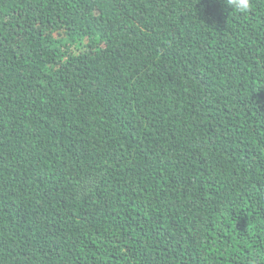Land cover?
Here are the masks:
<instances>
[{"label": "trees", "instance_id": "obj_1", "mask_svg": "<svg viewBox=\"0 0 264 264\" xmlns=\"http://www.w3.org/2000/svg\"><path fill=\"white\" fill-rule=\"evenodd\" d=\"M0 264H264V0H0Z\"/></svg>", "mask_w": 264, "mask_h": 264}, {"label": "clouds", "instance_id": "obj_2", "mask_svg": "<svg viewBox=\"0 0 264 264\" xmlns=\"http://www.w3.org/2000/svg\"><path fill=\"white\" fill-rule=\"evenodd\" d=\"M221 3L235 13L244 14L250 10L252 0H221Z\"/></svg>", "mask_w": 264, "mask_h": 264}]
</instances>
